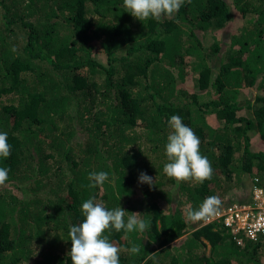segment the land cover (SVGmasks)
Listing matches in <instances>:
<instances>
[{"label":"trees","instance_id":"1","mask_svg":"<svg viewBox=\"0 0 264 264\" xmlns=\"http://www.w3.org/2000/svg\"><path fill=\"white\" fill-rule=\"evenodd\" d=\"M191 72L197 85L187 91ZM172 115L198 136L211 179L163 173ZM251 130L264 144V0H185L171 19L142 22L123 0H0V132L11 146L0 158L10 169L0 264H71L69 229L91 197L150 221L144 233L105 232L119 264H264V241L225 229L171 243L190 233L185 206L198 209L224 181L240 186L247 174L264 184ZM100 171L109 180L89 189L88 175ZM133 245L139 254L124 251Z\"/></svg>","mask_w":264,"mask_h":264},{"label":"clouds","instance_id":"2","mask_svg":"<svg viewBox=\"0 0 264 264\" xmlns=\"http://www.w3.org/2000/svg\"><path fill=\"white\" fill-rule=\"evenodd\" d=\"M185 0H123V7L134 18L139 21H145L149 18L160 21L162 17L171 19L184 4ZM168 126L171 129L167 137L166 156L168 162L163 166V173L177 182L194 181L203 183L205 180L211 179L213 170L211 162L206 156L201 155L199 151L200 140L194 131L186 126L181 117L172 115L168 120ZM11 146L8 143V134L0 132V158H8ZM10 169L0 167V187L4 186L9 178ZM89 184L87 187L102 188L104 183L109 180V174L104 171L92 172L87 177ZM255 179L257 180L255 182ZM251 178L253 185L262 186L257 178ZM140 183L153 185V178L145 173L139 176ZM252 194V192H251ZM246 202H232L226 206H219L220 200L216 196H209L200 204L198 209H193L191 205L186 206L185 216L188 221L197 222L194 231L200 228H208L209 231H219L225 229L230 235H241L250 241H264V235L257 237L255 240L245 236L243 231H236L235 224L225 225L223 216L216 218L215 215L224 211L232 205L242 206L249 204ZM219 206V208H218ZM84 220L79 225H73L69 229V237L71 241V251L69 253L71 264H119V254L121 249L109 241L106 231L115 230L120 232L123 230L126 234L138 231L144 233L150 227V221L146 220L140 213H128L120 206L112 210H108L103 202L97 201L95 197H91L83 202L81 207ZM47 215V214H46ZM127 215V219H125ZM238 221L236 223L239 226ZM207 236L209 233H203ZM221 235V233H220ZM183 237V235L179 236ZM127 239V235L124 237ZM183 239V238H182ZM175 242L181 239L176 238ZM174 243V242H173ZM132 254H139L140 246L133 245L130 249ZM155 254H149L147 259H152ZM147 264V260H145Z\"/></svg>","mask_w":264,"mask_h":264},{"label":"rangeland","instance_id":"3","mask_svg":"<svg viewBox=\"0 0 264 264\" xmlns=\"http://www.w3.org/2000/svg\"><path fill=\"white\" fill-rule=\"evenodd\" d=\"M240 26V22L239 21H236V20H232L231 23L229 24L228 26V29L230 30H233L234 31L236 29H238ZM227 35V39L229 38V33L226 32L225 33ZM182 85L184 86V89L185 90H191V89H194L195 86L197 85V72H194V73H190L186 79L184 80V82L182 83ZM243 100V99H242ZM249 118H252L251 115H249ZM213 119V118H212ZM210 120V124H214L213 120ZM249 136L253 137V140L251 141V146L250 148L252 150H264V144L261 142V141H258L256 139H254V136L256 134V130L255 131H250L248 132ZM261 142V143H260ZM254 174H256L254 172ZM255 179V178H254ZM258 179V177H257ZM241 185L240 186H235V179L232 178L231 179V182H227V181H224L223 182V188L220 190V191H217V190H212L214 191V195L216 197L219 198L220 200V206H226L232 202H246V201H249L250 199V194L253 190V184L251 182V178L246 174V175H242L241 176ZM258 182L264 186L263 181H259ZM193 184H194V181H193ZM171 190H173V188H171ZM175 199H176V194L173 196V199L170 201V202H164L162 201L161 203V208L162 209H167L169 206H171V202H175ZM137 199H132V202H131V205H135L137 204ZM174 205V204H173ZM185 209H186V206H185ZM185 209H183V213L185 214ZM197 222H200V221H197ZM197 222H191V221H188L187 220V223H186V227H189L190 228V233H187V234H184L183 237H177L178 239H182V238H185L186 236H189L191 233L194 232V228L197 229L195 226L197 225ZM211 231H214V230H211ZM199 239H200V242L205 244V248L206 251H208V248H209V245H210V241L206 238L205 234L201 233V235L199 236ZM177 240H173L171 241V243L175 242ZM201 248L197 251V252H201ZM261 260L264 261V256L263 257H260Z\"/></svg>","mask_w":264,"mask_h":264},{"label":"built area","instance_id":"4","mask_svg":"<svg viewBox=\"0 0 264 264\" xmlns=\"http://www.w3.org/2000/svg\"><path fill=\"white\" fill-rule=\"evenodd\" d=\"M252 187L249 204L229 206L215 217L220 218L223 216L225 225L235 224L236 231L241 230L247 238L255 240L257 237L264 235V188L258 184ZM238 221H241L239 226L236 224Z\"/></svg>","mask_w":264,"mask_h":264}]
</instances>
